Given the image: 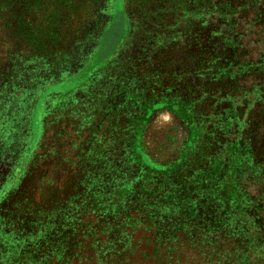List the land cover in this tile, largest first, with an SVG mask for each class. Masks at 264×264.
I'll list each match as a JSON object with an SVG mask.
<instances>
[{
  "label": "rangeland",
  "instance_id": "1",
  "mask_svg": "<svg viewBox=\"0 0 264 264\" xmlns=\"http://www.w3.org/2000/svg\"><path fill=\"white\" fill-rule=\"evenodd\" d=\"M93 1L86 2L89 8L72 20L59 0H41L26 13L28 31L46 37V44L53 47L51 63L25 58L23 33L2 35L0 83L6 95L28 96L29 105L38 102L39 107L33 129L32 113L26 123H14V128L6 124V115L0 125V264H33L27 257L30 251L49 252L34 235L44 230L52 207L59 208L76 195L72 187L79 171L76 157L89 151L93 137L98 142L105 136L111 142L105 118L98 133L90 131L101 119V101L111 97V90L121 97L140 92L145 98L133 96L142 100L139 106H120L115 100L112 109L126 113V124L130 121L142 128V153L166 166L181 156L191 129H212L225 112H233L230 121L244 130V138L249 136L261 165L260 181L249 173L247 186L249 198L258 202L259 211L252 216L264 222V27L255 21L256 11L247 8L246 15L239 14L220 32L219 19L210 15L181 27V15L153 6L143 9L138 0H125L120 6L115 0ZM117 11L126 21L124 32ZM113 18L101 39L102 29ZM54 38L56 43L51 42ZM86 77H92L90 84L85 81L77 88L69 84ZM105 91L108 95L101 98ZM132 109L143 110V117L149 115L141 120L134 117L132 122ZM93 115L94 120H89ZM192 120L202 123L194 121L197 126H192ZM90 135L91 142L85 141ZM73 212L81 219L89 217ZM59 216L66 217V212ZM136 236L139 248L128 264H150V245ZM77 240L80 237L75 236ZM71 251L75 259H66L67 263L93 264L82 258L89 254L86 250L73 247ZM259 263L264 264V257Z\"/></svg>",
  "mask_w": 264,
  "mask_h": 264
},
{
  "label": "trees",
  "instance_id": "2",
  "mask_svg": "<svg viewBox=\"0 0 264 264\" xmlns=\"http://www.w3.org/2000/svg\"><path fill=\"white\" fill-rule=\"evenodd\" d=\"M59 1L70 20L89 8L86 2H94ZM124 1L114 2L120 6ZM39 3L41 0H0V42L5 33L11 37L23 33L27 36L26 49L22 50L27 53L25 58L51 63L55 52L46 44L49 40L28 31L24 21L26 13ZM138 3L143 9L153 6L154 10L181 15L184 19L175 21L181 27V23L189 25L205 15L216 17L220 32L230 27V22L235 23L239 14L246 15L250 7L256 11L255 21L264 27V0H138ZM117 16L120 31L124 32L126 21L118 11ZM114 20L102 29L101 39ZM3 78L0 71V80ZM91 79L77 78L69 84L77 88L85 81L90 84ZM109 82L114 81L110 78ZM6 93L0 83V125L5 124L6 115V124L14 128V123H26L32 113L29 124L33 129L38 102L31 106L28 96L8 97ZM107 93L102 92L100 97H106ZM139 93L121 97L116 90H111V97L101 101L102 112L108 118L100 113L101 119L90 126V131L98 133L99 123L105 118V129L112 140L104 136L98 143L93 137L94 145L89 151L76 157L79 171L72 185L76 195L63 206L52 207L44 230L34 235L36 243L46 245L49 252L32 250L27 257H31L33 264H69L66 259H75L71 250L77 247L89 253L82 257L85 262L128 264L138 251L140 240L136 235H139L150 245L147 255L150 264H260L259 260L264 257V222L252 216L259 208L258 202L249 198L247 181L249 173L260 181L257 173L261 165L254 157L249 136L244 138V130L230 121L234 119L233 112H225L212 129L206 126L200 127L202 132L191 129L181 156L166 166L150 161L142 153V128L131 125L130 121L126 124V113L112 109L115 100L120 106L127 103L139 106L142 100H133L136 95L145 99ZM227 105L232 109L231 103ZM23 107L25 112L21 111ZM130 114L132 122L134 117L141 120L149 115L143 117V110L135 112L134 109ZM94 115L89 120H94ZM194 121L202 123V120ZM194 121L192 126H197ZM91 137L85 141L91 142ZM73 209L89 217L81 219ZM59 212H66L67 218L59 216ZM74 227L77 229L73 231ZM75 236L80 240L75 242ZM31 243H35L33 238Z\"/></svg>",
  "mask_w": 264,
  "mask_h": 264
}]
</instances>
